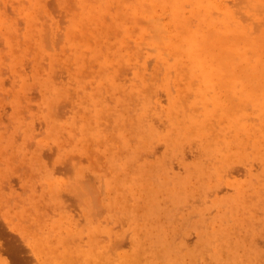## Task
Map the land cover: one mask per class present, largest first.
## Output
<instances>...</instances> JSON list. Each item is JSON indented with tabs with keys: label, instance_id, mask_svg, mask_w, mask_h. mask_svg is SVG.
<instances>
[{
	"label": "bare ground",
	"instance_id": "6f19581e",
	"mask_svg": "<svg viewBox=\"0 0 264 264\" xmlns=\"http://www.w3.org/2000/svg\"><path fill=\"white\" fill-rule=\"evenodd\" d=\"M48 1L49 0H0V2H3L2 6H0V40L8 47L6 55L8 59H4L8 60L6 65L12 72H16L17 67L22 68L26 54L30 55L27 59H32L34 74L38 75V69L42 70L44 74H42L43 80L40 86V88L44 90L42 110H44V117L48 124V129L53 133L54 137H57L63 132L62 130H65V135L67 134L65 138L70 141L68 146L73 148L76 144H80V148L86 145L85 142L88 138L94 139V143L92 142L93 144L96 143L95 140L99 141L100 139L103 140V138L106 139V136L102 133L104 131L101 129L103 124L102 126L100 124L101 128H99L97 122L99 117L102 116L103 118V115H105L104 113L108 114V112H111L115 122L113 126L115 128L117 126L119 127L120 123L118 124V122L123 120L122 111H114L117 107L111 106L108 102L109 100L107 102L110 106L107 105L108 103L106 104L105 99L106 97H111V94H115V92H113L114 89H118L119 93L120 89L125 92V89L114 80L118 76L117 74L116 77L114 76L116 71H118L117 68L119 65L124 64V66L127 65L132 69L133 80H130V84L128 83L129 85H127L130 86L128 92L131 93L130 95L134 96V94H136L138 97L136 100L139 105L136 108L133 107V105H135L134 103L130 106L132 108L129 106L126 107L127 111L128 108L135 110L134 112L132 111L136 114L134 122L139 127L138 132H136V139L134 137L136 145L139 141L138 146H146L145 144L154 136L163 137L165 139L166 135V138H169L168 135L171 132L161 134L153 125L151 126L147 119V117L150 116H146L150 115L148 114L149 111L154 112L158 116L163 113L166 116L167 125H169L168 130L172 129V137L169 139V144H172L173 147H177L182 141V138L195 136L198 142L200 140L199 150H202L201 154H203L205 158H213V161L210 162V165L208 164L209 166L206 169H203L202 165L196 164L197 167L193 170L192 175L187 173L185 177H170L169 175H165L163 173L164 171H161L157 173V178L153 175L157 179V182L149 180L136 182L133 177H126L127 175H124V170L126 167L129 168L130 166V169L133 170V165H130L131 163L128 162L130 166H125V164L130 158L136 155L135 151L137 147L131 148L130 151L128 149L129 153L123 151L124 154L127 152L125 157L118 152L124 157L123 161H119L120 155L118 153L119 156L116 154L117 150L116 152L111 151L109 152L110 157H108L112 170L114 168L111 172L114 173L115 169H121L120 171H122L121 174L123 177H117L115 180V176L119 171L114 173L115 176L112 180L111 178L109 180H103L101 177V180H103L102 187L105 192H108L109 188H113L114 190L119 189V195L117 197H115L116 195L111 198L108 197L109 202L106 204H103L100 200L97 202V200H88L89 198L83 199L88 205V208L89 204H91L96 210L94 211L92 209L90 214L86 213L88 215L93 214L95 218L92 219L87 215V219L91 221V224L85 225L84 229L81 228L80 230H73V228L70 227L71 225L68 226L67 224V226H65L62 223L63 221L61 222L58 219L49 220L50 222L47 224L45 221L44 223L39 221L37 215L31 216V220L36 224L34 223V231L30 234L32 241L29 242L33 246L34 251L43 258L42 264H182L181 260L184 255L180 254V250L176 249L172 241L168 239L169 237L167 238L168 231L166 230V226L169 224L166 226L156 224V226H152L151 230H153L151 231L144 226L146 223L145 221L148 222L147 219H149V216L146 217L145 215L153 211L151 210V203L153 199H155V192L157 191L165 192L174 206H176L186 196H195L194 194L199 189L204 191L210 184L211 176H213L215 180L220 179V170L223 169L225 164L230 163L231 160L237 159L243 161V159L256 158L260 161H264V22H258L262 21L259 19L264 18V12H261L262 9L259 6L258 9L255 7V4L256 6L260 4L261 7L264 8V0H243L244 2L239 0L242 3V5L240 3V6L234 3L233 0H52L54 11L59 12L61 14L59 16L63 18L61 21L56 18L54 14L56 12L53 13L47 6ZM5 3L9 4V8L15 14L21 16L23 28L20 33L15 26V21L8 16H4L9 10L5 11V6L7 5ZM76 5L78 8L75 10L74 7ZM234 6L239 7L238 10L235 9ZM253 7H255L256 10ZM253 9L255 10L254 12ZM172 10L175 12L174 17L169 15ZM236 10L243 14L246 13L247 15L250 14L253 16L254 14L257 15V12L258 15L261 13L257 16V18L259 17L258 21L257 18H254L259 25H263L262 28L258 27L259 29L261 28L260 31L258 30V33L253 32V28H255L252 25L253 22L250 24V19L248 21L246 20V22L243 21L242 16L237 14ZM255 21L254 25L256 23ZM89 36L93 38L95 47L90 46L88 43ZM64 48L70 50H68L69 53L65 56H63V54H65ZM102 48H104V50H102ZM85 51L89 52L90 59L96 60L99 67L98 71L96 70L98 76L95 80L96 85L95 87L93 85L94 89L90 91H83L87 84L84 82L85 79L82 80L79 77L81 69L84 68V62H86L85 60L87 59L84 54ZM106 51H110L111 56H108L109 54L107 55V53H105ZM100 55L101 57H99ZM4 59H1L0 55V64ZM27 61L30 64L31 60ZM110 61H113L114 64L118 66H114L113 68L109 63ZM108 64L111 66L112 70H107ZM148 66L150 67L149 75L145 74V70ZM90 68L89 70H91ZM56 69H58V73L59 71L66 72L67 78L69 77L68 79L74 81V91L78 89L82 90V95L80 94V96H77L76 105L79 110L83 112L87 111V113L85 117L81 116L82 120L80 119V121H77V124L71 116L63 121L55 119L57 117L54 116L55 111L53 110L58 102H56V99L59 98V96L66 98L69 94L68 89L70 88L67 84H61L60 86L54 84V79L52 80L51 77ZM127 71L126 73L131 72L129 69ZM91 73L93 72L91 71ZM158 74L160 75L158 77L159 83L156 82V78L154 79ZM123 75L125 76V74ZM90 77H92V75ZM130 77H126L127 80ZM150 79L152 80L150 82L152 87L153 85L160 86L166 93L167 104L165 103L166 105L164 104L165 107L163 108L161 102L158 106L156 102H153L152 99V101L150 100V95L148 96L150 92H148ZM171 87L172 89H170ZM132 91H134V93H132ZM155 92L156 91H154V93ZM104 93H108V95H104ZM114 100L119 99L115 97ZM127 104L129 105V102ZM72 106L71 103L69 107L73 108ZM106 116H104V118H106ZM110 116L108 114V117ZM108 117L106 120L110 119ZM106 120H104L105 124ZM109 122L108 120L107 123ZM111 123L112 122H110V124ZM105 126L106 125H104V127ZM104 129H106V127ZM113 132H115V130ZM122 132L117 131L116 135L113 134L110 141L114 142L116 145L112 144L111 147L107 146V149L110 150L114 146L118 148L129 145L130 142L128 143V137ZM110 136L111 135L108 137ZM114 136H116V139L113 138ZM59 137L61 138V136ZM92 140H90V142ZM191 140L192 137L190 141ZM108 141L109 140L106 139L105 142ZM103 142L101 141L100 143ZM111 143L109 142V145ZM127 148L129 147H126V149ZM85 151L86 150H84V152ZM109 153L107 152V155H109ZM131 161H134V158L133 160L131 159ZM245 163L248 162L245 161L244 164ZM249 164H247L249 169L250 167L253 168L252 161L250 166ZM229 165L231 166L232 164ZM226 168L228 169L229 166ZM226 168L224 169L225 171L223 170L224 172H226ZM136 169L137 167L134 170ZM131 170H127V174L128 172L130 174V172H132ZM102 171H104V169ZM243 171L246 170L243 169ZM226 173H230V171ZM245 173L246 172H244V174ZM153 176H150V178L155 180ZM192 177H196L194 180L195 182L199 181V183L194 185V183H192L194 180H191ZM139 178L138 175L137 180ZM48 180L50 181V179ZM49 181L48 192L53 197L55 191H59L57 190L59 186L57 181ZM245 183L248 182L246 181L244 184ZM78 184L81 187V182ZM244 184L242 185V183H237L232 180L230 185L234 193L229 195V197L227 196L228 198L225 202L221 200L216 202V206H223L222 209L219 208L221 209L220 221L237 219V217H235L237 214L236 211H238L239 208H244V204H246L244 199L246 198L247 188L245 189ZM222 186L223 184L220 185V187ZM71 187H73V185ZM74 187H76V189L79 188L77 186ZM252 187L254 188L253 192L255 193L254 196H256L255 199L258 197L256 200H259L262 192L264 193V184L262 183L261 186L253 185ZM142 188H145L150 198L145 202L147 208L142 206L146 211H144V214L142 213V216L140 215L139 222H137L136 219L138 220L139 215L136 212L137 207H134V204H136L138 200L136 202L133 200L135 202L133 204L128 201V199L130 197L133 198L134 195L136 196V191ZM83 189L81 191L84 192ZM77 190L79 191V189ZM85 190H87V188ZM249 190L252 191L251 189ZM93 191L94 190L90 193ZM209 191L210 190H208V193ZM111 195H114V193H111ZM79 199L81 201V198ZM85 202L82 203L85 204ZM185 202L187 201L185 200ZM258 203L260 204L262 202ZM159 204L161 205V203ZM91 206L90 208H92ZM59 207H61V205ZM111 207L119 209L126 214V218L129 221L128 223L132 227L131 231H129L131 233L128 232L130 235L127 234V239H129L128 241L131 243V250L128 252H119L114 249L115 245L111 242V239L114 238H110L112 229H110L108 224L102 223L99 214L100 210H110ZM141 208H139V211ZM212 210L209 211L211 212ZM31 211L33 210L31 209ZM155 212H157V210ZM29 213L32 215L30 211ZM111 213L115 212L112 211ZM262 213H264V211H262ZM113 215L114 214H112V216ZM115 216L120 218L116 213ZM255 216L258 217V213ZM121 218L123 220V216ZM204 220L202 222L204 228L200 234V239L203 242L202 244H208L207 254L209 257L214 258L217 264H253V251L248 247H243L240 252H237V242L235 240L229 242L226 236L229 232L226 228H220V231L215 230L211 226V221L206 223V226L210 228L207 229ZM112 221L114 222V220ZM119 223H121V221ZM249 223L247 222V224ZM141 226L144 227H142V232H139ZM23 229L25 230L24 227ZM113 229L116 232L117 228ZM123 229L124 228L121 229V232L124 231ZM82 231H84L87 236L84 244L81 242L68 244L69 238L73 240V238L77 237L78 233ZM125 231L128 230L125 229ZM176 232L177 231H175V233ZM100 233L105 235L106 239L109 240V244H104V236H98ZM151 233L152 236L154 235L153 237H155L153 240L154 242H152V238H149ZM171 233L173 235L174 232ZM141 236L142 238L139 240ZM218 236H225L226 238H224V241L226 244L224 241L220 244H218L219 242L214 243V239H217ZM118 238L115 239V241H117ZM176 238L177 237H175V239ZM145 239L147 245L144 246L143 244H146L144 243ZM259 241L261 240L259 239ZM59 246L61 247L60 249ZM184 253L185 252H183V254ZM225 253L226 258H224ZM6 263L8 264V262Z\"/></svg>",
	"mask_w": 264,
	"mask_h": 264
},
{
	"label": "rangeland",
	"instance_id": "374dc122",
	"mask_svg": "<svg viewBox=\"0 0 264 264\" xmlns=\"http://www.w3.org/2000/svg\"><path fill=\"white\" fill-rule=\"evenodd\" d=\"M241 1L244 2L243 0H241ZM233 2L236 3L238 6H240L241 2L239 0H233ZM237 2H239V3H237ZM2 3L3 2H0V6H2ZM5 4H7L5 6V9H6L5 11H7L8 9L9 10L5 13L4 16L5 17L8 16L9 18H12L13 21H15V26L17 27L18 32L20 33V31H22V28H23V26H22L23 21H22L21 16L18 14H15L9 8L8 3H5ZM237 5H235V6H237ZM241 5H242V3H241ZM47 6L51 9V11L53 13L56 12L53 9L52 0H49L47 2ZM258 6L262 9L261 12L262 11L264 12V8H262L260 4H258L257 6L255 4V7H257V9H258ZM255 7H253V8L255 9ZM74 8L76 10V8H78V6L76 5ZM238 8L239 7H235V9H237V10H238ZM254 9H253V12L256 10V9L255 10ZM237 10H236V13L242 16L243 21L246 22V20L248 21L250 19V21H251L250 24H252V22H253L252 25H253V27H255V28L252 27L253 32L258 33L263 26L261 24L259 25V23L264 22L263 17H262L263 19H259V17L257 18V16H259L261 13L258 15V12H257V15L254 14V16H256V17H254L253 15H250V14L247 15L246 13H244L245 14L244 15L243 13H241ZM10 12H13L14 14L10 13ZM54 14L59 21H61L63 19L62 16H59V15H61L59 12H56ZM10 15H12V16H10ZM169 15L174 17L175 12L172 10L171 14H169ZM17 18H19L20 20ZM254 18H257V21H258V19L262 20V21H258L259 22L258 23L257 21L254 20ZM254 21L256 22L255 25H254ZM17 24H18V26H17ZM258 27H261V28L259 29ZM14 35H17V34H14ZM90 37L91 36L88 37V43L90 44V46H94L95 42H94L93 38L91 37V39H90ZM3 45H5V44L2 43V41H1L0 42L1 59L7 58L6 55H7L8 47H7V45H5V46H3ZM68 50L69 49L64 48L65 54H63V56H65L67 53H69L70 50L69 51ZM102 50H104V48H102ZM4 53H5V55H4ZM105 53H107V55L109 54L108 56H111L110 51H108V52L106 51ZM84 54H85V57L87 59L85 58L86 62H84V66H83L84 68L81 69L79 77L82 80L85 79L84 82L87 84V86L85 85V88L83 89V91L84 90L90 91V90H93L95 85H96L95 80L98 77L97 71H98L99 67H98L96 60L90 59L88 51H85ZM29 57H30V55L26 54V57L24 59V63L22 64V68L17 67L16 72H12L11 69L9 67H7L6 64H7L8 58L2 60V62L0 64L1 65L0 66V264H7L6 262H8V264H42L43 258L40 256V254H38L36 251H34L33 246L30 243L32 241L31 240L32 237L30 234H31V232L34 231V223H35V222L33 223V221L31 220V216H33V215L34 216L37 215L39 218V221H41L43 223L45 221V222H47V224L51 220L58 219L61 222L63 221L62 223L65 226H67V224H68V226L71 225L70 227L73 228V230H80L81 228L84 229L85 225L91 224V221L88 220L87 217L90 216V218H92V219H94L95 217L93 214L88 215L86 213L90 214L92 212V209L94 211L96 209H94L93 205L91 206V204H89V208H88V205L86 204V202L83 199L89 198L88 200H97V202H99L98 200H100L103 204H106L109 202V198H111L115 195H116L115 197H117L119 195V192H118L119 189L114 190L113 188H109L108 192H105L104 188L102 187L103 180H109L110 178L112 180V178L115 176L114 173H116L118 171H119V173H117L118 175L116 174L115 180L117 179V177H120V178L123 177V175L121 174L122 171H120L121 169H115L114 173L111 172L114 170V168L112 170L110 160L108 159V157H110L109 152H111V151L116 152V150H117L116 154L119 152V153H121L122 156L125 157L127 152L129 153L131 148L137 147L136 151H135L136 155L133 157L134 161H131V159L133 160V158H130L127 161V163L125 164V166L126 165H128V166L133 165L132 166L133 170L130 169L131 166L129 168L126 167L124 170V172L126 173V174L124 173V175L125 176L127 175L126 177H130V178L133 177L134 181H136V182H144L145 180L157 182V179H156L157 173H159L161 171H164L163 173L165 175H169L170 177H174V176L176 178L185 177V175L187 173L192 175L193 170L197 167L196 164H200L203 166V169H206L210 165V162L213 161V158H211V159H209L207 157L205 158V156L203 154H201L202 150H199L200 149V147H199L200 140L198 142L197 141L198 139L195 136H189L187 138H182L181 139L182 141L180 142V144L177 147H173L172 144H169L168 143L169 139H170V137H172V135H171L172 129L168 130L169 125H167L166 116L162 112H161L162 114L160 116H158L154 112L149 111L148 114H150V115H146V116H150V117H147V119L150 122L151 126L153 125L157 130H159L161 132V134L162 133L167 134V132H169V133L171 132L168 135L169 138L167 139L166 135H165V139L163 137H159V136L155 137L154 136V137L149 139V141L145 144L146 146H138L139 141H138V144L136 145V142H135L136 140H134V137L136 139V135H137L136 132H138L139 127L134 122V117L136 114H134L133 112L135 110L134 109L131 110L128 108V111H127L126 107H128V106L130 107L134 103L135 105H133V107L136 108L139 105L137 100H136L138 97L136 96V94H134V96H133V95H130L131 93L128 92L130 90V86H127V85L130 84L129 83L130 80L131 81L133 80L132 79L133 76H132V69L127 65L124 66V64H122L123 66L119 65V67L117 68L118 71H116L114 76L116 77V74H117L119 77L117 76L114 80H115V82L119 83L121 85V87H123L125 89V92L121 91V89H120V93H119L118 89H114L113 92H115V94H111V97H106L105 100H106V104L109 102L111 104V106L117 107L116 109H114V111H119V112L122 111L121 113H122L123 120L125 119L126 122H125V120L119 121L118 122V124L120 123L119 127L117 126L115 128L113 126L115 122L113 120L111 112L110 113L108 112L109 116L111 115L110 117H108L107 113H104L105 115L102 114L103 118H102V116L98 118L99 124L97 122V125L99 128H101V126L103 124V127L101 129L104 132H102V133L106 136V139L109 140L108 142H105L106 139L103 138L104 142H103V140L100 139L99 141L95 140L96 143L93 144L94 139L92 140L91 138H88V140H86V142L84 141L87 146L83 145L81 148H80V144H76V146L74 148L68 146L70 141L65 138V136L67 137V134L65 135V133H66L65 130H62L63 132H61V134H59L57 137H54L53 133H51L48 129V124H47L46 119L44 117V110H42L43 109L42 100H43L44 90H43V88H40L44 74L42 73V70H40V69H38V71H39L38 75L34 74V69L32 68V59L31 58L27 59ZM99 57H101V55ZM27 60H29V61L31 60L30 61L31 65L29 64V62ZM86 63H88V64H86ZM109 63H110V65H112L113 68H114V66H116V67L118 66L117 64L115 65L113 61H110ZM110 65L108 64L107 70H112ZM89 68L91 70H89ZM119 68H121V69H119ZM128 69L131 70V72L126 73V72H128L127 71ZM91 71L93 73H91ZM70 72H71V69H70ZM149 72H150V67L148 66V68H146V70H145V74L149 75ZM59 73H58V69H56L54 71V73L52 74L51 78H52V80L54 79V84L56 86L57 85L60 86L61 84H67V86L70 87L72 90L70 88L68 89L69 94L66 98L63 96H59V98L56 99V102L57 101L58 102L55 105L56 107L54 106V110H53V111H55L54 116L57 117L55 119L58 121H63L65 119L70 118L69 116H71V117H73V120L77 124L78 123L77 121H80V119L82 120V117H85L86 113H87V111L83 112V111L79 110L78 106L76 105L77 96H80V94L82 95V90L78 89L77 91H74V81H72V79H68L69 77L67 78L66 72L59 71ZM90 74L92 75V77H90L91 76ZM123 74H125L126 77H130V75H131V77L128 78V80H127V78ZM159 74L161 75L160 72H159ZM159 74L154 77V79L156 78L155 80L158 83H159L158 77L160 76ZM36 76L39 78H37ZM150 76H152V75L150 74ZM40 77H42V78H40ZM152 78H153V76H152ZM151 79L149 80L148 92L150 91L149 92L150 94L148 93V96L150 95L149 96L150 100L152 99L153 102H156V104L158 106L160 105V102H161V106L163 108L167 104L166 93H165L164 89H162L160 86L153 85V87H152L150 85V82L152 81ZM92 80H94V81H92ZM122 80H124V81H122ZM91 85H92V87H91ZM93 85H94V87H93ZM170 89H172V87ZM41 90H42V92H41ZM154 91H156V92L154 93ZM127 92L129 95L127 94ZM146 92H147V90H146ZM132 93H134V91H132ZM106 94L108 95V93H104V95H106ZM119 94H122V95H119ZM123 94H125V95H123ZM164 95H165V98H164ZM125 96H127V97H125ZM113 97H114V99H115V97H117L119 100H114ZM187 99H190V98H187ZM124 101H126V102H124ZM134 101H136L137 103ZM162 101H166V102H162ZM118 102H120V103H118ZM128 102H129V105L127 104ZM130 102H131V104H130ZM158 102H159V104H158ZM71 103L73 105L72 106L73 108L69 107V106H71ZM109 103L107 105H109ZM130 108H132V107H130ZM124 112H125V114H124ZM130 112H132L133 114ZM104 116H106V118L108 117L110 119L106 120V118H104ZM161 118H162V120H161ZM104 120H106V124H105ZM108 120L112 123L111 124H110V122L107 123ZM100 124H101V126H100ZM104 125H106L105 127L107 130L104 129L105 128ZM122 125H123V127H122ZM114 130H115V132H113ZM117 131H121V132L123 131L122 133H124L128 137V143L129 142L130 143L126 147H129V148L126 149V147H118L119 148V150H118L117 146L116 147L114 146L110 150L107 149V146L111 147L112 144L116 145L114 142H112L110 140L112 139L113 134L116 135ZM132 132H133V134H132ZM109 135H111L110 136L111 138L108 137ZM19 136H20V138H19ZM59 136H61V138ZM191 137H192V140L190 141ZM113 138L116 139V136H114ZM129 139H131V140H129ZM90 140H92V141L90 142ZM152 140H155V141H152ZM101 141L103 143H100ZM64 142H67V143H64ZM109 142L110 143L112 142V143L109 145ZM84 146H86L88 148H86ZM89 147L92 150H90ZM195 148H196V150H195ZM128 149H129V151H128ZM84 150H86V151L84 152ZM146 150H148V151H146ZM96 151H98V152H96ZM123 151L124 152L127 151L126 154H124ZM107 152L109 153V155H107ZM121 155H120L119 161L124 160V157H122ZM202 158H204V159H202ZM107 160H109V161H107ZM249 160L252 161V166H253V168L250 167V169L252 168L251 171L247 165V164H249V162L251 164V161H249ZM203 161H205V162H203ZM245 161L248 163L244 164ZM128 162L131 164L129 165ZM237 162L239 163V165ZM229 164H232V165L230 166ZM250 164H249V166H250ZM135 166L137 167L136 170H138V171L134 170L136 168ZM152 166H153V168H152ZM228 166H229V168H231V167L232 168L227 169L226 167H228ZM224 167L227 169L226 172L230 171V173L224 172L225 171ZM103 169H104V171H102ZM243 169L246 171H243ZM127 170L128 171L131 170L132 172H130V174L128 172V174H127ZM133 171H134V173H133ZM150 171H151V174H150ZM136 172H137V174H136ZM244 172H246L247 175H246V173L244 174ZM152 173H154V174H152ZM219 173H220V179L215 180L213 178V176H211L210 177L211 178L210 184L207 188L204 189V191L199 189L194 194L195 196H193V195L186 196L180 203H178L176 205L177 207L174 206V204L167 197L165 192H162V191L155 192V199L156 200L153 199V202L151 203V208H152L151 210H153V211H151L150 213H147L145 215L146 217L149 216L148 218L151 220L147 219L148 222L147 221H145L146 223L143 222V223H145L144 226H145V228L151 230L152 226H156V224H159L160 226H163V225L166 226L169 224L170 227H169V225L166 226L167 227L166 230L168 231V234H169L168 235L166 233L167 238L169 237L168 239H170V241H172V243L175 245L176 249L180 250L179 253L184 255V257L181 255L182 256V260H181L182 264H184V263L185 264H187V263L188 264H217L216 261L214 260V258L209 257L207 254L208 253L207 252L208 244H202L203 242L200 239L201 238L200 234L202 233L203 228H204V224H202L203 220L205 219L204 220L205 226H206L207 222L212 221L211 226L215 230L220 231V228H226L227 229V231L229 233L226 236L228 237L229 242L234 241V240L237 242L236 243L237 252H240L243 247H248L251 251H253V253H252V256H253L252 260H254L253 264H264V254H263L264 253V213H262V211H264V208H263L264 207V201H263L264 200V193L262 192L259 200H256V199H258V197L255 199L256 196H254V194H255L253 192L254 188L252 187L253 185L254 186H261L262 183L264 184V161H260L259 159H256V158H248L246 160L243 159V161L233 159L230 161V163L225 164V166H223V169L220 170ZM224 173H225V175H224ZM105 174H106V176H105ZM145 174H146V176H145ZM226 174L227 175L229 174V175L227 176ZM138 175L140 178L137 180ZM261 175H262V178H261ZM150 176L151 177L153 176V178L155 180L150 178ZM101 177L103 180H101ZM147 177H149V178H147ZM195 178L196 177H192L191 180H194ZM221 178H222V180H221ZM48 179H50V181ZM232 180L234 182L236 181L237 183L240 182V183H242V185L244 184V182H246V181L248 182V183L244 184L245 189L247 188L246 189V196H245L246 198L244 197L245 198L244 202H246L247 205L244 204L245 205L244 208H239V210L236 211V213H237L235 215V217H237L236 220L229 219L227 221H223V220L220 221L221 220L220 212H221V209L223 208V206H216V202L219 200H221L222 202H225V200L229 197V195H232V193H234L233 189L231 188V185H230V183H232ZM48 181L49 182H56L57 181L58 186H59L57 188V190H59V191L58 192L55 191L53 197L48 192V189H49L48 188V184H49ZM71 182H72V184H71ZM79 182H81V184H80L81 187L78 184ZM192 183H194V185H195L196 183L198 184L199 181L195 182V180H194V182H192ZM255 183H256V185H255ZM222 184H223V186L220 187V185H222ZM72 185H73V187H71ZM110 185H112V184H110ZM74 186L79 187V188H77V189H79V191ZM215 186H216V188H215ZM86 188H87V190H85ZM199 188H200V186H199ZM211 188H213V189H211ZM229 188H231V189H229ZM73 189H74V191H73ZM82 189L84 190L86 195L83 191H81ZM249 189H251L252 191H250ZM62 190H63V192H62ZM92 190H94V191L92 193H90ZM112 190H113V192H112ZM208 190H210L209 193H208ZM102 191H104V192H102ZM81 193L82 194L84 193L83 196ZM103 193H105V194H103ZM111 193L112 194L114 193V195H111ZM116 193H118V194H116ZM228 193H230V194H228ZM87 194L89 197L87 196ZM91 194H93V195H91ZM139 197L141 200L139 199ZM79 198H81V201ZM149 198H150V196L147 194V191L145 190V188H142V189H139L136 191V196L134 195L133 198L130 197L128 199V201L132 202L133 204L138 200L136 202V204H134L135 205L134 207H137L136 212L139 215L138 220L136 219L137 222H139L140 215L142 216V213L144 214V211H146V209L144 208V207L147 208V205L145 204V202H146V200H149ZM151 199H152V196H151ZM247 199H248V201H247ZM260 199H261V201H260ZM50 200H52V201H50ZM164 200H165V202H164ZM185 200L187 202H185ZM44 201H45V203H44ZM79 202H81V203H79ZM82 202H85L86 205L83 204ZM258 202H262V203L259 204ZM49 203H51V204H49ZM159 203H161V205ZM60 205H61V207H59ZM84 206L87 208H85ZM90 206L92 208H90ZM142 206H144V207H142ZM253 207L254 208L257 207L258 209L256 208L257 209L256 210ZM139 208H141L142 210L140 209V211H139ZM219 208H221V209H219ZM31 209L33 211H31ZM154 209H156L157 212H155L156 210H154ZM103 210H100L99 214L101 216L102 223L108 224L110 229H112L110 232V233H112L110 238H114V239H111V242H113V244L115 245L114 249L118 250L119 252L130 251L131 250V243H130V241H128L129 239H127V238H128V235H130L129 233H131L129 231H131L132 227L128 223L129 221L126 218V214H124L122 211H120L119 209H116L114 207H111L110 210H108V209H105L104 211ZM106 210H108V211H106ZM209 210H212V211L210 212ZM29 211L32 213V215H30ZM112 211L115 212L116 215H118L120 218L116 217L115 213H111ZM38 212H39V214H38ZM214 212H215V214H214ZM209 213H211V214H209ZM257 213H258V217L255 216V215H257ZM23 214H24V216H23ZM112 214H114L113 215L114 217L112 216ZM248 215L250 218L248 217ZM122 216H123V220L121 218ZM104 217H105V219H104ZM202 218H203V220H202ZM103 220H105V221H103ZM112 220H114V222ZM124 220H126V221H124ZM120 221H121V223H119ZM149 221H150V223H149ZM200 221H201V224H200ZM222 222H223V224H222ZM247 222L248 223L250 222V223L247 224ZM148 223L150 224V227H149ZM151 224H153V225H151ZM230 225H231V227H230ZM144 226H141V230H139V232H142V227H144ZM249 226H251V227H249ZM255 226H256V228H255ZM257 226H260V227H257ZM21 227H22V229H21ZM23 227L25 228V230L23 229ZM113 228H117L116 229L117 234ZM118 228H119V230H118ZM122 228H124L123 229L124 231L121 232ZM206 228L210 229L208 226H206ZM125 229L128 231H125ZM186 229H188V230H186ZM118 231H120V232H118ZM175 231H177V232L175 233ZM171 232H174L175 234L173 233V235H172ZM82 233H84V231H82L81 233H78L77 237L73 238L74 241L71 238H69L68 244H74V243H79V242L84 244V242L87 239V236H86V233H84L85 235ZM119 233H121V234H119ZM123 233L126 235H124ZM170 233H171V235H170ZM198 234H199V236H198ZM119 235L122 237H120ZM98 236L99 237L104 236L103 237L104 238L103 239L104 244H109V240L106 239L104 234L100 233ZM153 236L151 233V236L149 237V238H152L151 239L152 242H154L153 240L155 239V237H153ZM254 236H255V238H254ZM175 237H177V238L175 239ZM117 238H118V240L115 241V239H117ZM141 238H142V236L139 237V240ZM224 238H226V237L225 236H218L217 239H214L215 240L214 243L219 242L218 244H220L221 242L224 241ZM259 239L261 241H259ZM144 241H145L144 243H146V244H143V245L145 246V245H147L146 239ZM224 243L226 244L225 241H224ZM179 246L180 247L182 246V247L180 248ZM60 248L61 247L59 246V249ZM183 252H185V253L183 254ZM196 256H198V257H196ZM204 257H205V259H204ZM257 257H258V260H257ZM224 258H226V253L224 254ZM193 260H194V262H193ZM196 262H198V263H196Z\"/></svg>",
	"mask_w": 264,
	"mask_h": 264
}]
</instances>
